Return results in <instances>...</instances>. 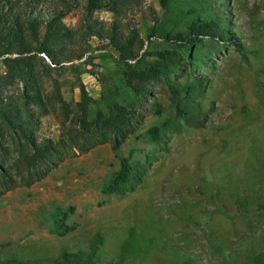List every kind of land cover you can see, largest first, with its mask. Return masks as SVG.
Instances as JSON below:
<instances>
[{"label":"rangeland","instance_id":"1","mask_svg":"<svg viewBox=\"0 0 264 264\" xmlns=\"http://www.w3.org/2000/svg\"><path fill=\"white\" fill-rule=\"evenodd\" d=\"M69 1L76 8L63 22L77 31L89 56L43 78V92L53 95L58 85L67 108L53 100L39 134L55 142L75 138L79 144L45 179L0 197V261L52 264L68 253L92 264H264V0L221 2L243 50L224 42L206 60L199 70L210 79L202 100L204 110H211L206 127L169 134L168 151L147 134L173 114L164 81L151 85L156 100L150 101L158 105L149 102L139 109L134 133L126 130L118 151L104 136L89 142L78 138L80 84L97 103L91 120L97 110L108 112L112 97L121 100L115 95L120 69L109 42L83 30V0ZM55 3L48 0L47 11ZM176 14L166 15L159 0H132L120 17L98 11L94 19L107 26L120 20L125 31L138 29L146 39L156 19L175 21L182 29ZM150 46L164 44L153 39ZM4 72L0 61V76ZM187 77L182 72L176 82ZM81 147L88 150L80 152ZM149 155L154 162L134 192L102 193L121 157L145 164ZM59 207L72 208L67 223L77 226L64 236L54 232Z\"/></svg>","mask_w":264,"mask_h":264},{"label":"trees","instance_id":"2","mask_svg":"<svg viewBox=\"0 0 264 264\" xmlns=\"http://www.w3.org/2000/svg\"><path fill=\"white\" fill-rule=\"evenodd\" d=\"M131 1L83 0V30L89 37L108 41L113 48L112 57L120 69L115 95L122 101L112 97L107 102L108 112L97 110V115L89 120L91 107L97 103L80 84L81 114L75 121L80 129L78 138L89 142L104 136L110 140L113 150L118 151L127 136L126 130L134 133L133 120L139 109L149 102L158 105L157 101H150L151 98L156 100L151 85L164 81L168 85L173 114L148 129L147 134L162 150L168 151L169 134H181L185 128L206 127L211 110H204L202 100L210 79L199 71L206 66V60L224 42L236 46L238 51L243 50V46L235 43L230 19L221 9L223 0H159L166 15L179 13L178 18L180 16L184 26L179 29L175 21L171 25L166 20L156 19L158 24L148 29L146 39L138 29L125 31L120 20L107 26L94 19L98 11H109L120 17ZM47 2L0 0V61L5 67L0 76V197L45 179L68 156L72 147L79 144L75 138L73 143L68 139L55 142L39 134L53 100L67 108L58 85L53 95L43 92V78L50 77L54 70L61 71L64 63L81 60L89 53L81 45L77 31L63 22L76 5L69 0H57L53 11L49 12ZM153 39L162 40L164 47L150 46ZM182 72H187V80L177 83L176 78ZM172 74L177 75L175 79L170 78ZM57 82L55 80V84ZM16 85L21 88L8 93V89ZM157 113L161 115L163 110ZM87 150L80 148V152ZM153 162L151 155L145 164L121 157L119 169L104 184L102 193L112 196L134 192ZM71 211L72 208L68 211L56 209L53 215L55 234L64 236L76 229L77 226L67 223ZM0 264L27 263L6 259ZM52 264L92 263L81 254L65 253Z\"/></svg>","mask_w":264,"mask_h":264},{"label":"built area","instance_id":"3","mask_svg":"<svg viewBox=\"0 0 264 264\" xmlns=\"http://www.w3.org/2000/svg\"><path fill=\"white\" fill-rule=\"evenodd\" d=\"M42 56H44L47 60H49V59L45 56V54H42ZM86 58H87V57H85L84 60H86ZM84 60H83V61H84Z\"/></svg>","mask_w":264,"mask_h":264}]
</instances>
